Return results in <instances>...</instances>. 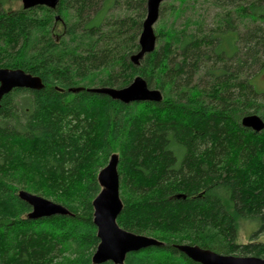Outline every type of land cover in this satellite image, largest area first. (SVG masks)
<instances>
[{"label": "trees", "instance_id": "1", "mask_svg": "<svg viewBox=\"0 0 264 264\" xmlns=\"http://www.w3.org/2000/svg\"><path fill=\"white\" fill-rule=\"evenodd\" d=\"M0 0V68L22 70L43 89H15L0 106V264H93L100 240L93 201L98 174L119 158L118 225L164 245L131 252L126 264H199L176 249L264 259V0H204L216 11L162 4L156 49L140 61L148 0H59L55 9L13 11ZM193 4V5H192ZM194 6V7H193ZM137 77L161 102L124 104L89 91L123 89ZM26 191L70 216L31 220ZM257 226L238 244L240 221ZM103 264H112L106 262Z\"/></svg>", "mask_w": 264, "mask_h": 264}, {"label": "water", "instance_id": "2", "mask_svg": "<svg viewBox=\"0 0 264 264\" xmlns=\"http://www.w3.org/2000/svg\"><path fill=\"white\" fill-rule=\"evenodd\" d=\"M168 1L170 0H148L147 16L139 39L140 50L131 59L135 65H139L146 55L155 51L157 36L154 28L159 20L162 4ZM22 3L24 9L35 7L55 9L59 0H22ZM15 89L38 91L43 89V83L40 78L22 70L0 68V106L3 98ZM89 91L107 95L124 104L162 101V94L158 90L149 89L146 81L141 77H137L128 87L123 89L93 88ZM242 125L256 133L264 130V121L257 115L243 118ZM118 163V156L112 155L108 165L98 174L101 192L93 201V207L94 225L97 228L100 243L92 256L93 264L106 262L126 264V257L129 253L164 245L155 238L128 232L118 225L117 219L123 210V203L120 198ZM19 197L31 206L32 211L28 215L31 220L56 215H71L64 206L41 196L20 191ZM175 247L189 259L199 264H264V259L257 257L224 256L193 245H176Z\"/></svg>", "mask_w": 264, "mask_h": 264}, {"label": "rangeland", "instance_id": "3", "mask_svg": "<svg viewBox=\"0 0 264 264\" xmlns=\"http://www.w3.org/2000/svg\"><path fill=\"white\" fill-rule=\"evenodd\" d=\"M181 0H170L168 2H165L163 4H172L174 2V6L177 8H187V5H181L180 2ZM113 3V0L109 1L108 6L109 7ZM193 5V4H192ZM183 6V7H182ZM195 12L191 9L184 11L180 17L176 18L175 16L171 15L170 10H166V15L164 16V21L165 24L167 25L168 28H175V29H182L184 21L187 18L194 19L197 17L199 13L204 14L205 16H208L209 18L213 17L214 14H216V11L212 9L210 6L209 2L206 3L204 0H199L198 3H195ZM193 6V7H194ZM11 7L13 11L21 10L23 9V3L22 0H12L8 4V8ZM158 23V22H157ZM155 25L157 27L159 24ZM252 85L255 87V89L259 92L264 94V69L259 71L258 73L255 74V76L251 80ZM52 201V200H51ZM257 226L250 221H240L239 222V231H238V244L245 245L250 243L251 241V236L253 235L254 232H256ZM256 243H264V235L259 236L256 240Z\"/></svg>", "mask_w": 264, "mask_h": 264}]
</instances>
